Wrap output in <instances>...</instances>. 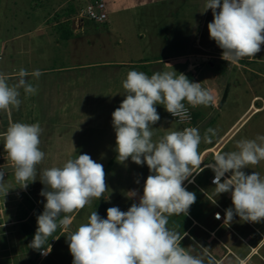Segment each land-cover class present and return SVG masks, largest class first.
<instances>
[{"label": "rangeland", "instance_id": "obj_1", "mask_svg": "<svg viewBox=\"0 0 264 264\" xmlns=\"http://www.w3.org/2000/svg\"><path fill=\"white\" fill-rule=\"evenodd\" d=\"M59 1H65L64 6L62 5V9H54L48 22L37 25L35 22L22 21L16 30H11L13 39L9 36V43L2 44L5 38H0V73L6 74L11 84L16 82V74L21 68L26 71L43 69L53 71L62 67L86 65L89 73L83 83L82 98L79 99L78 107L84 118L89 115V111H85L84 107L88 102L96 101L94 112L99 121L95 125L84 123V120L89 118L83 119L82 124L74 125L56 122L51 124L49 120L44 125L40 124L41 138L49 136L66 138L70 135L73 142L71 149L63 156H44L43 161L37 165V180L30 183L26 189H22L14 179L12 166L4 152L2 134L6 132L10 123L5 119L7 112L0 111V118L4 120L0 125V167L4 168L5 182L10 188L6 196L0 192V264H72L73 257L66 242L68 233L86 223L94 210L105 218L110 207L116 206L121 211H127L133 203L139 202L144 182L150 174L147 165H137L129 159L131 175L122 179L117 170L113 171V175L109 173L118 161L116 158L108 157L116 147L112 113L125 98L123 81L131 70L144 72L150 77L155 72L174 69L177 75L183 73L190 81L200 82L204 89L210 91L213 100L208 106L192 107L184 101L185 106L194 114L193 126L199 130L201 137L209 128L216 131L211 143H205L202 139L199 154L203 148L214 144L233 122L240 119L241 123L246 116L248 117L219 151L217 145L205 153L202 167L214 163V156L218 152L237 151L238 141L252 140L264 135V45L255 57H244L236 63L223 60L222 49L209 38L207 25L213 20V15L211 9L203 12L206 0H192L197 1L194 3L188 0L178 1L176 6L189 4L187 14L180 12L171 14L173 18L187 16L189 20H196L194 28L183 25L187 24L186 21H181L177 27H173V23L165 21L169 17L166 13L161 14V20L155 19V12L165 6L161 0H124V4L130 9L120 14L122 18L112 14L109 7L111 0H103L107 20L99 23L84 18L82 28L78 30L73 29L72 20L81 10L87 8L90 0H52L54 3ZM5 3V0H2V8ZM23 6H30V1L22 0L18 7L22 9ZM194 7L198 11H195ZM170 36H175L177 41L166 42ZM158 58L162 60L155 61ZM27 79L30 81L31 77ZM20 91L22 103L19 110L10 111L12 123L31 124L28 114L32 111L33 104L30 103L32 95H25L23 89ZM72 98L74 99L73 96ZM50 101L53 99L50 98ZM251 105L260 109L254 111L253 107L250 108ZM156 108L160 120L153 125L154 141L170 131L183 127L168 115L163 105H156ZM53 111L63 112L64 109L50 108V112ZM61 121L66 119L63 118ZM51 122H54V119ZM41 147L42 144L40 149ZM80 154H88L104 166L106 184L110 187L111 197L119 194L123 187L126 189L128 187L130 192L135 191L137 196L130 197L129 192L115 203L108 197L107 188L100 200L93 199L90 205L69 214L75 219L69 223L74 225L75 229L72 225L67 229L58 227L48 238V243H53L57 236L64 234L54 245L55 256L41 263L40 253L28 247L31 241L22 231L21 224L28 223L36 231V218L43 212V205L46 202L40 195L45 187L39 180L42 171L46 168L62 167L67 160L75 159ZM110 161L112 163L108 166ZM258 168H262L260 174L264 176V161L254 166L249 165L244 171L251 174ZM206 170H209L206 178L212 183L214 172L210 168ZM229 175L226 173V176ZM113 203L115 204L112 206Z\"/></svg>", "mask_w": 264, "mask_h": 264}, {"label": "clouds", "instance_id": "obj_2", "mask_svg": "<svg viewBox=\"0 0 264 264\" xmlns=\"http://www.w3.org/2000/svg\"><path fill=\"white\" fill-rule=\"evenodd\" d=\"M208 9L213 15L207 25L209 38L222 49L223 60L236 63L261 51L264 0H206L203 12ZM16 75V82L10 84L9 77L0 73V111L19 110L20 90L25 95L37 92L27 77L38 79L42 72L29 73L21 68ZM123 89L125 98L112 113L116 159L120 163L130 158L137 165L146 164L150 174L139 202L127 211L113 206L107 209V218H102L94 210L86 223L68 233L66 242L72 264H204L203 257L194 256L181 246L187 233L182 236L167 224L169 216L189 213L196 195L186 189L184 182L192 183L189 178L193 173L198 175L205 168L215 174V191L231 195L232 207L225 210L224 224H230L234 216L244 222L264 221V176L244 171L249 165L264 161V135L238 141L237 151L218 152L214 163L202 168L199 145L202 139L212 142L214 129H207L201 137L197 128L186 127L154 141L153 125L160 120L156 105H163L173 117L189 119L184 101L192 107L208 106L213 100L210 91L183 73L177 75L174 69L158 71L150 77L131 70L123 81ZM41 132L39 123L13 122L2 134L4 152L22 189L37 180V165L45 156L40 149ZM226 173L230 175L226 177ZM5 175L0 167V192L6 196L10 188ZM39 180L45 186L40 195L46 202L36 218L37 228L28 247L47 256L52 251L48 238L58 227L67 229L69 214L90 205L93 199L100 200L108 185L104 166L88 154L69 159L62 167L44 169ZM130 193V197L137 196L135 191ZM215 218L221 219L220 213ZM207 264H215L213 258L209 257Z\"/></svg>", "mask_w": 264, "mask_h": 264}, {"label": "crops", "instance_id": "obj_3", "mask_svg": "<svg viewBox=\"0 0 264 264\" xmlns=\"http://www.w3.org/2000/svg\"><path fill=\"white\" fill-rule=\"evenodd\" d=\"M27 1H30V6H23L24 8L21 9V7L18 6L22 0H5L6 3L4 8L1 7L2 0H0V38H5V40H2V44L10 42L9 36L13 39V31L11 30H16L17 25L22 21L31 23L35 22L37 25L44 24L48 22L51 12H54V9H62V5L65 2L59 1L54 3L52 0H39L38 2H35L34 0ZM178 1L182 2V0H161L162 3H165V6L155 12V19L157 18L161 20V14L166 13L169 14V17L166 18L165 21L167 23H173V27H177L181 21H186L187 24L183 25L188 28H194V26H196V24H194L196 20H189L187 16H180L178 18L174 16L175 18H173V15H171L178 12L187 14L189 10L190 6L188 3H186V5L182 4L176 6ZM188 1L192 3L197 2L192 0ZM168 2L170 3L167 4ZM109 7L112 9V14L117 15V18H122L123 16L120 14H123L130 9L129 6L124 4V0H111V2H109ZM194 10L198 11L195 7ZM76 17L72 20L74 30L81 29L83 26V24L82 26H75L74 20ZM15 37L20 38L19 36ZM171 40H176V37L170 36L166 42H170ZM159 60L162 59L158 58V60L155 61ZM87 69L89 68L86 65H75L72 67H62L53 71L46 69L40 70L42 72V78L40 79H36L29 75V77H31L29 82L37 88V92L32 94V99L30 101L33 106L32 111L28 114L29 122L31 124L39 123V125H44L49 120V123L51 124L56 122L60 124L67 123L74 125L76 123L82 124L83 119L89 118V120H84V123L88 122L93 125L97 124L99 120L94 112L97 105L96 101L88 102L84 107L85 111H89L87 117L83 118L79 109L80 107H78L79 99L82 98L81 92L83 83H85V79L89 73ZM28 72L31 73L33 71ZM51 73L57 74L53 75ZM89 81H91V79ZM70 95H72L74 99ZM50 98L51 100L53 99V101H50ZM252 107L254 108V111L260 109L254 105H251L250 108ZM50 108L64 109V111L50 112ZM63 118L66 119V121L62 122L61 119ZM247 118L248 117L246 116L241 123H239L240 119H237L214 144L203 148L200 151L201 159L203 160L205 153L215 148L217 145L219 151ZM52 119H54V122H51ZM101 121L103 122L102 118ZM66 138L58 136L53 138L51 136L48 138H41L40 136L42 144L41 150L47 157L58 155L63 156L71 149L70 146L73 142L70 135ZM74 149L72 150L74 151ZM108 157H117L115 149L108 155ZM109 165L110 163L108 166ZM206 169L207 168L198 175L193 173V176L189 178L193 180L192 183H189L188 181L184 182L186 189L195 193L196 202L190 207L187 215L180 214L169 216L167 227L180 233L182 236L187 233L181 241V246L186 247V249L190 251V254L203 257L204 264H207L209 257L213 258L215 264H264V221L259 223L244 222L240 220L239 216H234L233 221L230 224H224V221L217 220L214 217L215 212H222V217L224 218L225 210L232 207V203H230L231 195L230 193L218 194L215 191V185L209 182L206 178V175L209 172V170ZM115 170H117L118 175L122 179H126L131 175L129 173L128 161L125 163L117 162L112 172L109 173H112L111 175H113V171ZM261 170L262 168H258L255 172L261 173ZM195 171H199V169H195ZM111 175L109 174V176ZM129 192L130 189H128V187L127 189L123 187V190L120 191L119 194L111 197V190L108 185V197L115 203L122 197L128 195ZM115 203H113L112 206ZM105 218H107V215ZM74 220L73 215H71L70 221L74 222ZM73 226L74 225H72V227ZM73 229L75 228L73 227ZM62 235L64 234L57 237ZM56 238L53 240V243H49L52 246L50 254L47 256L39 254L41 263L47 258H54L55 254H53V248L58 241ZM45 247H47V245H45ZM58 251H60V249Z\"/></svg>", "mask_w": 264, "mask_h": 264}, {"label": "built area", "instance_id": "obj_4", "mask_svg": "<svg viewBox=\"0 0 264 264\" xmlns=\"http://www.w3.org/2000/svg\"><path fill=\"white\" fill-rule=\"evenodd\" d=\"M107 16L108 15H107V10H106V5H105L103 0H90L87 8L83 11L81 10L78 13L77 17L74 20V24H75V26H81L83 24L84 18L87 20H92L95 22L103 23L104 21L107 20ZM186 108L188 109L189 119H181L180 117H173L170 113H168V115L171 118H173L178 124L183 125L182 128H180L179 130H176V131H181L186 127H194L193 126L194 114L192 113L190 108H188V107H186ZM5 119H7V121L10 124L12 123V118H11L10 112H7ZM3 121H4L3 118H0V125L2 124ZM214 176H215V174H214ZM214 176L211 179V181H213ZM216 213H220V215H221V219H217V220L224 221V219L222 217V212H220V211L215 212L214 217H215Z\"/></svg>", "mask_w": 264, "mask_h": 264}, {"label": "trees", "instance_id": "obj_5", "mask_svg": "<svg viewBox=\"0 0 264 264\" xmlns=\"http://www.w3.org/2000/svg\"><path fill=\"white\" fill-rule=\"evenodd\" d=\"M21 228H22V231L25 233V235L28 237V239L32 241L34 234H35V231L32 229V227L28 223H22Z\"/></svg>", "mask_w": 264, "mask_h": 264}]
</instances>
